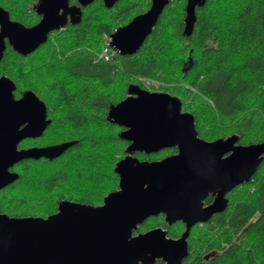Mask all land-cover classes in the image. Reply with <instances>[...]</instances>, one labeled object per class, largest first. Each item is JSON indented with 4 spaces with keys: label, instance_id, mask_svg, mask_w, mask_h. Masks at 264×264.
<instances>
[{
    "label": "trees",
    "instance_id": "1",
    "mask_svg": "<svg viewBox=\"0 0 264 264\" xmlns=\"http://www.w3.org/2000/svg\"><path fill=\"white\" fill-rule=\"evenodd\" d=\"M36 1L0 0V7L29 26L39 18ZM118 1L111 7L102 0L82 7L77 23L51 31L26 55L6 44L0 76L14 82L16 96L33 90L50 118L40 136L19 146L75 142L56 158L16 162L11 169L18 177L0 190V212L45 217L61 199L96 205L117 189L113 168L128 141L117 135L122 127L109 122L106 113L126 96L130 83L144 87L140 76L166 83L160 91L180 98L201 137L235 133L243 145L264 139V0H205L195 8L190 34L183 30L187 0H170L137 52L95 61L102 32L149 6V0ZM167 150L134 155L151 159ZM227 197L223 211L190 230L186 264H264V157L250 179ZM144 226L170 228L158 215ZM168 231L178 233L174 227Z\"/></svg>",
    "mask_w": 264,
    "mask_h": 264
},
{
    "label": "water",
    "instance_id": "2",
    "mask_svg": "<svg viewBox=\"0 0 264 264\" xmlns=\"http://www.w3.org/2000/svg\"><path fill=\"white\" fill-rule=\"evenodd\" d=\"M68 0H38L33 9L37 22L24 25L0 7V58L9 44L26 55L47 40L48 34L81 17ZM83 6L93 0H78ZM117 0H103L111 7ZM170 0H150L149 7L112 32L110 44L117 54L138 51ZM205 0H187L183 30L190 34L195 8ZM15 84L0 76V188L18 173L9 170L24 158H56L75 141L18 148L26 137L42 134L50 119L46 105L33 90L14 96ZM106 119L122 128L117 135L128 141L125 155L117 160V189L92 205L61 199L47 216H9L0 212V264H182L188 254L186 234L190 226L205 221L227 205L225 193L247 182L264 157V139L238 144L233 133L211 141L200 138L194 117L181 109V100L164 91H151L136 83L126 96L110 105ZM24 127L18 129L20 124ZM166 147L175 153L161 159H139L134 152L149 154ZM215 197L200 208L208 192ZM165 221L183 220L186 229L178 238L156 226L134 234L138 224L158 213Z\"/></svg>",
    "mask_w": 264,
    "mask_h": 264
},
{
    "label": "flooded vegetation",
    "instance_id": "3",
    "mask_svg": "<svg viewBox=\"0 0 264 264\" xmlns=\"http://www.w3.org/2000/svg\"><path fill=\"white\" fill-rule=\"evenodd\" d=\"M38 1V0H37ZM36 1V2H37ZM96 1H98V0H93L91 3H89V4H87V5H92V4H94V2H96ZM103 1V0H102ZM86 5V6H87ZM149 5H150V0H149ZM67 6L69 7V6H78L79 8H80V10H81V8L82 7H85V6H83V5H81L80 3H79V1L78 0H68L67 1ZM149 7V6H148ZM147 7V8H148ZM39 18H40V15H39ZM39 18H38V20H39ZM37 20V21H38ZM67 22H69V20H68V16H67ZM66 22V23H67ZM63 28V27H62ZM95 61H97L96 59H95ZM14 93V92H13ZM22 94V93H21ZM21 94L20 95H18V96H16V95H14L16 98H18L19 96H21ZM46 105V104H45ZM184 111V110H183ZM47 112V111H46ZM47 118L48 119H50L48 116H47ZM24 125H25V123H23V124H20L19 126H18V129H21V128H23L24 127ZM197 134H198V132H197ZM198 136L200 137V138H202V139H204V140H206V141H211V140H214V139H216V138H212V139H206V138H203V137H201L199 134H198ZM38 137V136H37ZM26 138H35V137H26ZM26 138H23L22 140H20L19 142H18V148H26V147H29V146H35L36 144H28V145H25V146H19V143L20 142H22L23 140H25ZM66 141H71V140H66ZM61 142H63V141H61ZM57 143H60V142H57ZM55 144V143H54ZM128 144V143H127ZM46 145H49V144H46ZM36 146H43V145H36ZM166 148H168V150L167 151H165L162 155H160V156H156V157H153V158H151V159H148V160H154V159H161L162 157H164V156H166V155H169V154H172V153H175L176 151H177V149H176V147H166ZM165 148H163V149H160V150H158V151H156V152H152V153H157V155H158V152L159 151H161V150H164ZM144 153V152H143ZM149 154H151V153H149ZM45 158V157H44ZM25 159H27V158H24V159H21L20 161H23V160H25ZM143 159H147V158H143ZM14 165V164H13ZM13 165L11 166V167H9V170H11V171H13V169H11L12 167H13ZM16 172V171H15ZM5 187V186H4ZM2 188H0V190H1ZM230 191H228V192H226L225 193V197H226V199H227V205H226V207L228 206V202H229V199H228V197H227V195H228V193H229ZM215 194H216V191L215 192H213V191H211V192H208L205 196H204V198L203 199H201V206H200V208H204V207H207L209 204H211L212 203V201H213V199H214V197H215ZM60 201V200H59ZM58 201V202H59ZM102 203V202H101ZM101 203H99V204H101ZM96 205H98V204H96ZM225 207V208H226ZM224 208V209H225ZM223 209V210H224ZM222 210V211H223ZM219 212H221V211H219ZM218 212H215V213H213V214H211L209 217H208V219L207 220H205V221H201V222H196V223H194L192 226H190L189 227V229H188V232H187V234H186V237H185V239H186V242H187V250H188V253H189V242H190V240H189V232H190V230L191 229H200L201 227H203L204 226V224L206 223V222H208V221H210L211 219H213L215 216H216V214H217ZM162 216L163 218L165 217V214L164 213H162V212H160V213H158V214H156V215H152V216ZM152 216H149V217H152ZM148 217V218H149ZM148 218H146L142 223H140V224H144V222L148 219ZM165 219V218H164ZM140 224H138V226L140 225ZM168 225H170V230L172 229V227L173 226H178V233L176 234V235H173V234H171V233H169V229L168 228H165L166 229V235H167V237H170V238H178V237H180L181 236V234L184 232V230L186 229V223L183 221V220H176V221H174V222H172V223H167ZM137 226V227H138ZM153 227H156V226H153ZM153 227H149V228H147V229H143V230H141V231H139V232H144V231H146V230H148V229H151V228H153ZM209 230H212V229H209ZM139 232H137V233H139ZM171 232V231H170ZM136 234V233H135ZM205 254H210V252H207L206 251V253ZM186 257L187 256H185L184 258H183V260H182V264H186V262H185V259H186ZM164 261L161 259V258H155L154 260H153V262H152V264H162Z\"/></svg>",
    "mask_w": 264,
    "mask_h": 264
},
{
    "label": "built area",
    "instance_id": "4",
    "mask_svg": "<svg viewBox=\"0 0 264 264\" xmlns=\"http://www.w3.org/2000/svg\"><path fill=\"white\" fill-rule=\"evenodd\" d=\"M116 28L117 27L114 26L109 31L103 32L101 34L102 44L100 49L96 53V58H95L96 60L111 61L114 55L117 54L116 50L110 44V39H111L110 34L114 32ZM138 80L148 90L151 89L157 90L160 89L161 87L166 86V83H164L163 81L152 77L140 76ZM203 98L212 105V101L209 98L205 96H203Z\"/></svg>",
    "mask_w": 264,
    "mask_h": 264
},
{
    "label": "rangeland",
    "instance_id": "5",
    "mask_svg": "<svg viewBox=\"0 0 264 264\" xmlns=\"http://www.w3.org/2000/svg\"><path fill=\"white\" fill-rule=\"evenodd\" d=\"M122 1H124V0H119L118 2L121 3ZM112 27H114V26H112ZM112 27H111V28H112ZM104 32H106V31H104ZM102 33H103V32H102ZM143 88H144V87H143ZM151 90H153V89H151ZM157 90L160 91L161 89H157ZM138 227H141V228L143 229L145 226H144V224H140ZM173 227L178 229V226H173ZM173 227H172V228H173ZM133 232H134V231H133Z\"/></svg>",
    "mask_w": 264,
    "mask_h": 264
},
{
    "label": "bare ground",
    "instance_id": "6",
    "mask_svg": "<svg viewBox=\"0 0 264 264\" xmlns=\"http://www.w3.org/2000/svg\"><path fill=\"white\" fill-rule=\"evenodd\" d=\"M213 105V104H212Z\"/></svg>",
    "mask_w": 264,
    "mask_h": 264
}]
</instances>
